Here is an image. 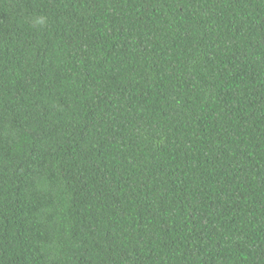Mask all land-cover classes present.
<instances>
[{
	"label": "trees",
	"instance_id": "16d2710c",
	"mask_svg": "<svg viewBox=\"0 0 264 264\" xmlns=\"http://www.w3.org/2000/svg\"><path fill=\"white\" fill-rule=\"evenodd\" d=\"M0 264H264V0H0Z\"/></svg>",
	"mask_w": 264,
	"mask_h": 264
}]
</instances>
